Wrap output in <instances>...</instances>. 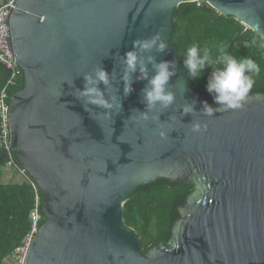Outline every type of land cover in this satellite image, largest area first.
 <instances>
[{"label": "water", "instance_id": "95a60500", "mask_svg": "<svg viewBox=\"0 0 264 264\" xmlns=\"http://www.w3.org/2000/svg\"><path fill=\"white\" fill-rule=\"evenodd\" d=\"M194 1L264 34V0L13 1L7 42L24 84L8 92V148L43 192L46 218L25 264H264V93H249L243 109L204 115V101L220 106L192 90L170 43L175 9ZM155 34L167 49L143 57L176 61L175 102L145 121L137 110L146 111L147 80L132 75L126 96L123 57ZM101 66L111 74V108L77 98L83 76ZM193 102L195 112L183 114ZM197 122L207 130L193 132ZM162 178L191 181L194 190L177 208L169 245L144 250L124 204Z\"/></svg>", "mask_w": 264, "mask_h": 264}, {"label": "trees", "instance_id": "16d2710c", "mask_svg": "<svg viewBox=\"0 0 264 264\" xmlns=\"http://www.w3.org/2000/svg\"><path fill=\"white\" fill-rule=\"evenodd\" d=\"M174 29L170 43L175 44L178 59L183 64V54L193 43L201 47L208 46L213 51L220 45H227L228 50L237 57L249 56L261 67V75L250 93H264V48L259 47V33L254 32L231 15H223L208 3L202 1L181 3L173 14ZM257 38V44L251 41ZM212 69H205L202 77L191 80L192 90L215 103L213 96L206 91V84ZM8 77L0 64V91L5 87ZM24 84L23 72L10 86V95L19 91ZM5 151L1 142L0 156ZM15 159L16 156L14 155ZM17 160V159H16ZM7 158L0 165V264H15L11 257L15 247L30 229V212L34 206L35 192L30 182H4L2 180ZM194 190L191 181L174 182L160 179L149 185L139 186L124 204V219L129 227L136 230L144 250L156 244L169 245L174 224L179 216L177 208L182 205ZM40 197L44 199L40 190ZM46 221L42 216L41 225Z\"/></svg>", "mask_w": 264, "mask_h": 264}, {"label": "clouds", "instance_id": "9594fccd", "mask_svg": "<svg viewBox=\"0 0 264 264\" xmlns=\"http://www.w3.org/2000/svg\"><path fill=\"white\" fill-rule=\"evenodd\" d=\"M259 47L264 48V34L258 36ZM257 38L251 43L257 44ZM168 45L160 34H155L143 40L133 41L132 49L124 53V94L130 95L134 90L132 87V75L140 73L138 79H146L147 84L142 89V103L145 110L140 112V118L147 121L150 119L148 113L154 110L167 109L175 102V94L170 90L169 81L176 74V61H156L151 53L153 49L164 52ZM183 65L191 80L202 77L206 67L211 68L208 77L206 91L213 96V100L219 108H213L207 101L203 102L202 111L205 116L212 117L216 111L243 109L246 99L256 83L255 78L261 75L260 65L251 57H237L228 50L227 45H220L213 51L208 46L201 47L193 43L183 54ZM151 65L154 74L147 75V65ZM110 73L104 67H98L93 73L83 76V85L78 90L80 99H86L87 103L97 106L111 108L112 104L104 97V90L110 85ZM101 85L104 88H101ZM123 105L121 104L120 107ZM183 114L194 113L193 104H185ZM153 121L160 119L159 113L151 117ZM207 130L206 124L192 123V131L200 133ZM159 135L164 138L166 133L161 131Z\"/></svg>", "mask_w": 264, "mask_h": 264}, {"label": "built area", "instance_id": "2783aa9c", "mask_svg": "<svg viewBox=\"0 0 264 264\" xmlns=\"http://www.w3.org/2000/svg\"><path fill=\"white\" fill-rule=\"evenodd\" d=\"M14 0H2L0 3V64L3 65L5 69L11 71L8 76L7 83L0 91V129H1V142L5 149L8 151V157L6 162L7 168H15L19 171L25 179H27L34 192H35V201L34 206L30 212V229L23 237L21 242L15 247L14 251L11 254V257L15 260V264H25L26 256L31 246L36 234L41 228L42 212L39 208L42 205V199L40 197V187L38 184L32 180L27 174L26 170L20 166L17 160L10 153L8 148L10 142L9 132L7 130V121L5 119V109L8 103V89L10 86L15 85L16 78L20 74V68L12 61L13 56L10 55V50L8 49V39L9 34L7 33L8 27L5 25V20H7V15L11 8H14Z\"/></svg>", "mask_w": 264, "mask_h": 264}, {"label": "rangeland", "instance_id": "374dc122", "mask_svg": "<svg viewBox=\"0 0 264 264\" xmlns=\"http://www.w3.org/2000/svg\"><path fill=\"white\" fill-rule=\"evenodd\" d=\"M23 175L17 171L15 168H6L2 180L4 182H15L22 180Z\"/></svg>", "mask_w": 264, "mask_h": 264}, {"label": "crops", "instance_id": "0c3cea01", "mask_svg": "<svg viewBox=\"0 0 264 264\" xmlns=\"http://www.w3.org/2000/svg\"><path fill=\"white\" fill-rule=\"evenodd\" d=\"M2 2V0H0V3Z\"/></svg>", "mask_w": 264, "mask_h": 264}]
</instances>
